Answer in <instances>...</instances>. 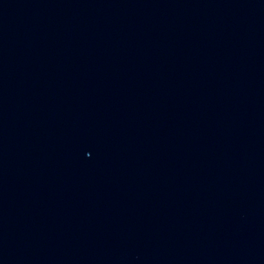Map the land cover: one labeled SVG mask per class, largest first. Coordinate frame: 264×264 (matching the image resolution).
Wrapping results in <instances>:
<instances>
[{
	"label": "water",
	"instance_id": "water-1",
	"mask_svg": "<svg viewBox=\"0 0 264 264\" xmlns=\"http://www.w3.org/2000/svg\"><path fill=\"white\" fill-rule=\"evenodd\" d=\"M0 264H264V0H0Z\"/></svg>",
	"mask_w": 264,
	"mask_h": 264
}]
</instances>
